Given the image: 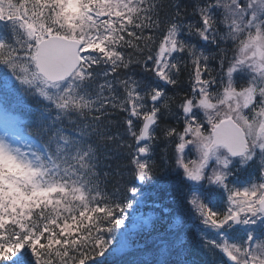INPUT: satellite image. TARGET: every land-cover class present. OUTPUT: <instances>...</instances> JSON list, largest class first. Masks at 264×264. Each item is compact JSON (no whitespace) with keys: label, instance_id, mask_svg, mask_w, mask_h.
I'll return each instance as SVG.
<instances>
[{"label":"snow or ice","instance_id":"1","mask_svg":"<svg viewBox=\"0 0 264 264\" xmlns=\"http://www.w3.org/2000/svg\"><path fill=\"white\" fill-rule=\"evenodd\" d=\"M172 9L161 20L157 0H0V102L41 105L27 139L14 119L0 135V264H95L141 195L136 182L154 179L158 141L174 145L178 200L207 264H264V0H199L187 24ZM189 64L178 130L166 89ZM120 111L122 133L112 131ZM125 153L132 179L110 196L100 159ZM173 237L183 247L182 227ZM126 245L121 232L113 254Z\"/></svg>","mask_w":264,"mask_h":264},{"label":"trees","instance_id":"2","mask_svg":"<svg viewBox=\"0 0 264 264\" xmlns=\"http://www.w3.org/2000/svg\"><path fill=\"white\" fill-rule=\"evenodd\" d=\"M199 0H157V3L160 5V18L163 20L164 18L170 17L172 14V6L175 4H179L181 9L184 11V14L191 13L193 15V6L197 4ZM196 19V15H195ZM158 33V32H157ZM156 33V34H157ZM127 52H131V49H127ZM191 70V66L189 64V67L187 69H183L181 72V75L179 77V84L176 87H173L171 85L167 86V95L169 97H176V101L171 104V114L170 117L166 120V123L171 124L172 126L177 127L178 130H182V121L183 116L180 113L178 109V103H179V97H182L185 93L189 92L191 88V80L189 78V71ZM137 75L136 77H142V69L140 67H137L135 69ZM185 71V72H184ZM139 78V79H140ZM127 113L120 111L111 116V120L114 125L112 128V131L114 132H123L124 131V125L123 121L126 117ZM131 142V141H129ZM160 145V147H159ZM157 155L155 157L154 164L156 165V171L154 173L156 178L161 177L165 172L163 170L169 162L172 160V149L173 145H168L166 147L165 143L157 142ZM111 165V167H107V165ZM119 164L120 171L117 172L116 168ZM174 162L169 166L170 169H172ZM129 169L130 166L128 165V157L125 153L124 155L120 156L117 159L113 160H105L103 156L100 159L99 166H98V180L100 183L101 188H103L108 195L116 194V197H119L120 193L117 192V189H122L123 186L128 183L129 180H131V176L129 175ZM107 172L108 175L105 176L104 173ZM175 176V175H174ZM177 177H179L178 174H176ZM174 181V180H172ZM191 250L195 249V252H192L191 255L195 257L198 260H204V254L198 250V248L190 247ZM190 251V250H187ZM186 254V250L184 251ZM121 254H113V250L108 249L104 253L103 256L96 257L95 264H121Z\"/></svg>","mask_w":264,"mask_h":264},{"label":"rangeland","instance_id":"3","mask_svg":"<svg viewBox=\"0 0 264 264\" xmlns=\"http://www.w3.org/2000/svg\"><path fill=\"white\" fill-rule=\"evenodd\" d=\"M0 135L1 132H0ZM194 159H196V156L194 154ZM257 164H259V158H257ZM141 198V195L139 197H137V201L139 202ZM179 208H181L182 210H188L186 206H182L181 204H179ZM132 211L133 212V208H131V210H129V212ZM148 218L145 219L146 222H148ZM193 222H195L193 224ZM198 223V221L195 219L194 216L190 217V221L189 223L186 224V229H189L191 226H194V234H196V242L198 243L199 241V232L200 230L198 228L195 227V225ZM131 227L133 228V220L130 222ZM173 227L175 228V224H173ZM111 238V237H110ZM117 241H119V234L117 235ZM132 241V242H131ZM199 244V243H198ZM200 245V244H199ZM133 246V237L128 239L127 237V245L124 249ZM129 253L131 254L130 259L127 261V264H136L137 262H140V258L138 255H136V253H134L135 255L133 256V249L131 251H129ZM208 255V254H207ZM165 253L163 251V248L160 249L159 253L155 254V258L154 260H156V262H154L153 264H159L160 261H162L164 259ZM208 257L211 259H213L210 255H208ZM225 260L227 259L226 257L224 258ZM170 264H185L184 261H182L181 263H178V261H175V263L172 261ZM217 264H221V261L218 259L217 260Z\"/></svg>","mask_w":264,"mask_h":264}]
</instances>
